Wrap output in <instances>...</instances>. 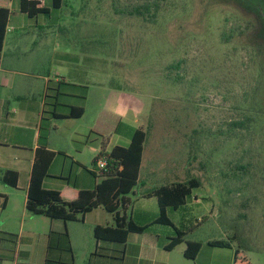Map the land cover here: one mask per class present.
<instances>
[{
	"label": "rangeland",
	"instance_id": "374dc122",
	"mask_svg": "<svg viewBox=\"0 0 264 264\" xmlns=\"http://www.w3.org/2000/svg\"><path fill=\"white\" fill-rule=\"evenodd\" d=\"M143 3L65 0L55 13L63 20L51 29L61 37V58L89 70L90 82L83 89L86 115L60 127L89 133L104 111L126 115L149 132L143 190L188 174L199 178L190 239L237 233L255 249L253 263L264 264V61L245 42L256 20L241 7L264 16V0H159L147 20L136 16ZM67 67H49L52 80L68 79ZM249 118L250 129L235 126ZM91 153L88 148L84 159ZM77 252L78 264H85Z\"/></svg>",
	"mask_w": 264,
	"mask_h": 264
},
{
	"label": "crops",
	"instance_id": "0c3cea01",
	"mask_svg": "<svg viewBox=\"0 0 264 264\" xmlns=\"http://www.w3.org/2000/svg\"><path fill=\"white\" fill-rule=\"evenodd\" d=\"M21 2L0 0V8L10 11L0 60V264H45L49 233L66 230L70 234L75 264H78V250L82 251L85 264H234L237 243L232 242L229 248L212 246L211 240L190 239L196 231L192 225L196 219L193 207L201 203L196 196L192 197L193 202L191 198L178 210L168 211L173 223L188 233L184 242L168 249L175 236L174 229L157 223L160 215L157 198L142 196L160 185L143 190L148 183L142 179L137 195H132L126 211L120 212L121 215L125 212L127 218L140 225L150 226L142 233H130L125 244L96 239V226L116 224L114 215L103 207L87 213L84 219L71 222L29 213L28 190L37 149L44 147L56 153L45 187L61 190L64 199L71 201L76 199L78 189L93 190L97 183L89 171L93 159L102 149L103 138L93 132L108 138V152L115 146L128 147L130 138L112 132L108 117L112 115L129 124L126 115L109 111L101 113L89 133L61 129L62 122L75 124L86 115L89 94L83 89L89 88V70L63 61L61 37L51 30L62 26V17H56L55 13L65 2L61 9H55V0H45L44 7L50 14L36 17L24 13ZM70 21L72 19L68 20L69 25ZM66 64L68 79L57 75L56 80H52L53 69L49 70V67L64 68ZM47 106L49 117L45 124ZM72 107H83L84 115L78 119L55 117L54 112L68 115ZM129 125L139 128L135 123ZM88 148L92 153L85 160L84 153ZM75 163H79L75 172L78 189L59 179L66 177ZM4 171L18 173L16 188L1 180ZM175 214H179L176 220ZM189 241L202 243L195 259L185 256ZM251 252L256 251L249 246V258Z\"/></svg>",
	"mask_w": 264,
	"mask_h": 264
},
{
	"label": "trees",
	"instance_id": "16d2710c",
	"mask_svg": "<svg viewBox=\"0 0 264 264\" xmlns=\"http://www.w3.org/2000/svg\"><path fill=\"white\" fill-rule=\"evenodd\" d=\"M64 2L65 0H55L53 7L61 9ZM154 2L157 8H159V0H144V3L136 8V16L147 20V14H151ZM21 4L22 11L28 14L29 17H36L39 14H50V10L45 7H39L37 1L22 0ZM242 5V10H245L246 14L250 13L256 20L254 24H248V34L245 36V42L253 49L254 55L262 58L264 61V16L261 10L254 9L250 5ZM9 17V9L1 7L0 60ZM240 35L243 36L244 32H241ZM233 37L235 35L227 39L226 43H230ZM263 74L264 68L260 72L261 78ZM255 111L256 116L261 117L257 108H255ZM84 113L85 109L83 107H72L68 115H59L57 112H54L55 117L59 119H78ZM108 117L112 132L128 136L130 138V145L128 147L115 146L111 152H108L106 151L108 138L105 135L93 132V134L103 138L102 149L93 159L92 170L89 171L96 179L95 188L93 190H81L77 188L75 172L79 163H75V167L66 177H59V179L74 185L78 189L76 199L67 201L64 199L61 190L46 188L45 180L50 177L49 170L56 153L41 147L36 151L28 190L27 210L33 215L71 222L84 219L87 213L103 207L107 212L114 215L116 224L115 226H96L94 229L96 239L125 244L130 233H142L150 226L148 224L140 225L132 219L127 218L126 214H124L125 212L123 215L120 212V210L126 211L127 205L131 203L130 197L137 195L138 189L141 186L140 175L149 132L142 127H132L112 115H108ZM251 121L254 123V120L249 118L248 121L235 123V126L241 129H250L252 126ZM101 160L107 162L105 168H98V163ZM1 180L16 188L18 186V173L4 171ZM201 187V180L188 174L183 181H176L156 187L142 195L145 198H157L160 208L157 223L172 226L174 229L175 236L171 239L172 241L167 247L168 249H173L184 242L188 235L186 230L178 228L173 223L168 215V211L178 210L183 207L193 197L194 191ZM232 242L237 243L234 264H253L247 255L249 246L244 243L237 233L233 238L211 240L209 244L230 248ZM187 245L185 256L189 259H195L202 243L189 241ZM45 264H75L70 234L67 230L63 232L51 231L49 233Z\"/></svg>",
	"mask_w": 264,
	"mask_h": 264
},
{
	"label": "built area",
	"instance_id": "2783aa9c",
	"mask_svg": "<svg viewBox=\"0 0 264 264\" xmlns=\"http://www.w3.org/2000/svg\"><path fill=\"white\" fill-rule=\"evenodd\" d=\"M31 1H37L39 3V7L45 6V0H31ZM107 166V162L105 160H101L98 163V168H105Z\"/></svg>",
	"mask_w": 264,
	"mask_h": 264
}]
</instances>
